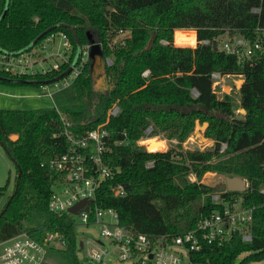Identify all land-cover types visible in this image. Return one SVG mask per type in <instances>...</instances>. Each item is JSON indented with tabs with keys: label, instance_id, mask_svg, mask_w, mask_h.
<instances>
[{
	"label": "trees",
	"instance_id": "1",
	"mask_svg": "<svg viewBox=\"0 0 264 264\" xmlns=\"http://www.w3.org/2000/svg\"><path fill=\"white\" fill-rule=\"evenodd\" d=\"M183 29L196 31V48L174 44L175 31ZM121 30H130L131 37L112 46ZM57 32L71 41L73 60L84 46L98 44L113 61L104 92L93 90L90 59L57 107L73 117V128L80 132L104 123L114 104L120 108L107 125L112 133L109 162L118 169L112 183L126 185L128 194L116 198L106 185L100 203L116 209L124 224L140 232L180 234L218 208L208 195L217 188L200 183L207 172L242 176L249 188L224 196H241L245 206L254 207L251 241L237 233L223 246H206L192 254V259L235 264L242 253H249L240 264H264V52L255 51L252 59L239 64L236 55L201 42L229 32L264 45V0H0V53L31 51ZM186 39L176 34L180 44L193 37L188 34ZM67 67L22 77L0 70V83L51 84ZM215 72L244 77L239 93L246 114L241 118L230 96L220 99L213 92ZM197 120L209 123L204 135L215 143L204 151L184 150L182 144L194 133ZM61 124L56 108L0 109V147L16 167L13 193L0 212V241L44 226L60 233L73 264H80L72 219L49 210L57 174L41 166L64 152L62 140L54 137ZM150 127V137L162 135L178 144L155 152L138 145ZM13 135L18 139L12 140ZM116 140L125 143L114 145ZM190 173L199 181L190 182ZM6 191L0 188V193Z\"/></svg>",
	"mask_w": 264,
	"mask_h": 264
},
{
	"label": "built area",
	"instance_id": "2",
	"mask_svg": "<svg viewBox=\"0 0 264 264\" xmlns=\"http://www.w3.org/2000/svg\"><path fill=\"white\" fill-rule=\"evenodd\" d=\"M178 32L181 33L183 41L188 34L193 37V40L187 44L178 43L176 40ZM121 35L126 37L123 36L122 38L125 37L123 40H118ZM224 35H230V37L219 40L221 36L216 40L218 50L236 55L239 64L245 62L246 59H252L255 51L264 52V45L258 40L251 41L229 32ZM130 36L129 31L121 30L113 41H120L118 44L123 45ZM58 37L63 39V43L56 50L54 44ZM201 42L213 44V41L209 40ZM163 43L167 42L163 41ZM174 44L180 47L196 48L198 44L196 31L176 30ZM48 47L51 49L48 50ZM35 49L45 50L44 52L47 53L42 56L41 61L39 59L41 52L36 55L37 50ZM89 49L90 46L81 48L73 60L71 41L64 32H57L46 38L43 45L31 51L19 55L0 53V70L12 76L22 77L39 73L48 74L53 71L61 72L62 67L67 65L66 72L59 81L41 86L43 88H48L52 84L58 86L63 80V88H65L83 73L90 61ZM85 55H88L86 61L84 60ZM107 59L111 66L113 61ZM149 74L150 71L147 70L143 76L147 78ZM211 76L213 92L218 98L223 99L226 92L223 88L218 90V87L222 85L221 82L224 81L225 76L219 72ZM49 95L52 97V93ZM194 95L197 96V93L194 92ZM56 109L60 114L62 124L59 132L54 133V137L62 140L61 145L64 147V152L41 165L57 174V179L52 185L49 210L57 217L70 216L75 229L76 223L73 216L80 217L82 226L98 228L96 238L78 240L79 251L84 252L86 264H200L192 259V254L200 253L206 246H223L237 233L242 235L244 241H251L250 226L254 207L245 206L241 196L225 197L224 194L229 192L227 190L209 193L208 195L217 203L218 208L200 219L195 228L180 234L151 235L124 224L116 209L103 206L99 200V193L106 185L110 187V192L116 198H124L128 194L126 185L112 183L118 169L113 168L109 162V155L112 151V133L107 125L112 116L118 115L120 111L118 104L111 107L104 123L85 132L75 130L73 128L75 123L66 120L63 113L58 108ZM152 130V127L146 130V136L137 142L138 145L145 146L147 149V144L144 142L154 138L150 137ZM124 143L125 141L116 140L114 145ZM226 148L227 145L223 144L222 151ZM244 180L247 190L250 183ZM261 192L264 194V187ZM81 202H84V205L79 208L78 213H71L70 208ZM55 242L66 246L60 233L46 231L44 226L37 227L34 233L24 231L8 240L0 241V264H43L48 250L54 246ZM80 243H82L81 248Z\"/></svg>",
	"mask_w": 264,
	"mask_h": 264
},
{
	"label": "rangeland",
	"instance_id": "3",
	"mask_svg": "<svg viewBox=\"0 0 264 264\" xmlns=\"http://www.w3.org/2000/svg\"><path fill=\"white\" fill-rule=\"evenodd\" d=\"M128 31L131 34V31L130 30ZM123 36L125 35H121L120 39L118 40H121V39L123 40L126 37L125 36L124 38H122ZM229 37L230 35H223L219 40L227 39ZM118 42L113 41L112 46L118 44ZM62 43H63V39L58 37L55 44L53 43L54 49L57 50L59 45H61ZM47 49L50 50L51 47H48ZM35 50H37L36 55L38 52H41L39 55L40 61H41L42 56H45L47 54L46 52H44L45 50L44 51L43 50L40 51L39 49H35ZM108 58L112 60L111 57H108ZM87 59H88V55H85L84 60L86 61ZM47 63L46 65H48ZM243 82H245V79L241 75L239 76L231 75L230 77L225 76L224 81L221 82L222 85L221 86L219 85L218 87V90H222L223 88L226 92L225 94L231 97L232 101L234 102L236 106V116L240 118L246 114V110L243 111L242 110L243 108H241L240 93H239L240 88L243 85ZM73 84L74 82L70 83L69 86L63 88L64 81L62 80L61 82H59L58 86H55L52 84L48 88H43L41 86L26 85V84L25 85H11V84H6V83H0V109H7V110L16 109V110H23V111H35V110H40V109H53L54 107L57 108L58 104L60 105L63 102L64 98L68 95ZM49 93H52V97L49 95ZM224 95H222V97ZM61 112L63 113V116L66 120H69L70 122H74L73 117L69 115L68 112H66L65 110L64 111L61 110ZM202 125L203 123L200 120L196 121V127H195L194 133H192L190 137L182 144L184 150L204 151L206 148L212 147L214 145L215 143L214 140L208 139V138H206L207 140L203 139L205 130L198 128V127H201ZM161 136H158V137L164 140V146L162 148H159V151H164V150L169 151L171 148H175V145L178 144L177 139L169 140L166 138L164 139L162 138L163 136L162 137ZM147 150L150 152L156 151V150H149V149ZM176 158L179 159L178 157ZM218 175H221V174L214 173L211 171L207 172L203 176L200 183L204 184L205 182H207L208 184L213 185L218 180L219 178ZM15 176H16L15 165L6 155L5 151L0 147V188L7 187L6 192L0 193V212L4 209V206L6 205L9 196L13 193V190L15 187ZM239 177H242V176H239ZM188 180L193 183L199 181L195 173H190L188 175ZM73 220L76 223L75 230H76L78 240L97 237L98 228L82 226L80 223L81 219L78 216H73ZM65 250H66V246L58 245V243L55 242L54 246L48 250V253L45 257L43 264H73L72 256ZM248 254L249 253H242L237 259L235 264H240V262ZM76 258L80 264H86L85 255L83 251H79L78 249ZM251 264H254V263H251Z\"/></svg>",
	"mask_w": 264,
	"mask_h": 264
},
{
	"label": "water",
	"instance_id": "4",
	"mask_svg": "<svg viewBox=\"0 0 264 264\" xmlns=\"http://www.w3.org/2000/svg\"><path fill=\"white\" fill-rule=\"evenodd\" d=\"M213 49L215 51H218L217 41H213ZM80 51V50H79ZM89 57L91 59V66H90V76L92 81V87L94 92L102 91L104 92L107 88V82H108V67L110 66L109 60L105 58L102 48L98 44H93L89 49ZM69 72V71H68ZM62 78V76H59L52 82L59 81ZM244 83V82H243ZM196 92V91H194ZM197 93V92H196ZM245 111L244 109H242ZM208 123H204L201 127H198L200 129L206 130L208 127ZM17 135H13L11 137L12 140L17 139ZM203 139L207 140L205 135H203ZM22 172L19 171L18 179L21 178ZM218 180L212 185L205 182V185L216 187L217 191H229V192H244L246 190V182L244 178L239 176H228V175H218ZM19 183V180L17 184ZM84 205V202H81L77 204L76 206L70 208V212L73 214H77L79 208H81ZM82 247V243H80V248Z\"/></svg>",
	"mask_w": 264,
	"mask_h": 264
},
{
	"label": "bare ground",
	"instance_id": "5",
	"mask_svg": "<svg viewBox=\"0 0 264 264\" xmlns=\"http://www.w3.org/2000/svg\"><path fill=\"white\" fill-rule=\"evenodd\" d=\"M199 133V132H198ZM202 138V137H201ZM144 144H147V149L149 150H159L164 146V140L160 139V137L150 138Z\"/></svg>",
	"mask_w": 264,
	"mask_h": 264
}]
</instances>
